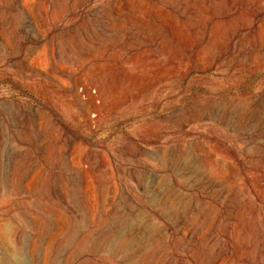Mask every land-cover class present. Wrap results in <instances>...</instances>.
Here are the masks:
<instances>
[{
	"label": "rangeland",
	"instance_id": "1",
	"mask_svg": "<svg viewBox=\"0 0 264 264\" xmlns=\"http://www.w3.org/2000/svg\"><path fill=\"white\" fill-rule=\"evenodd\" d=\"M172 263L264 264V0H0V264Z\"/></svg>",
	"mask_w": 264,
	"mask_h": 264
},
{
	"label": "bare ground",
	"instance_id": "2",
	"mask_svg": "<svg viewBox=\"0 0 264 264\" xmlns=\"http://www.w3.org/2000/svg\"><path fill=\"white\" fill-rule=\"evenodd\" d=\"M216 1V0H215ZM219 1V0H218ZM229 1V0H228ZM175 8V7H174ZM179 11V10H178ZM191 11V10H190ZM186 19V18H185ZM250 42V41H249ZM98 101V100H97ZM31 113V112H30ZM25 116V115H24ZM63 197V196H62ZM60 198V197H59ZM252 236V235H251ZM251 238V237H250ZM220 243V242H219ZM232 249V248H231ZM233 252V251H232ZM246 262V261H245ZM173 264V263H172ZM247 264V263H246Z\"/></svg>",
	"mask_w": 264,
	"mask_h": 264
}]
</instances>
